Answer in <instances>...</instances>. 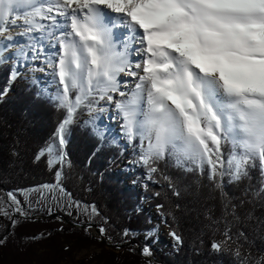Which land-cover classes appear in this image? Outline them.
Segmentation results:
<instances>
[{
	"label": "snow or ice",
	"instance_id": "1",
	"mask_svg": "<svg viewBox=\"0 0 264 264\" xmlns=\"http://www.w3.org/2000/svg\"><path fill=\"white\" fill-rule=\"evenodd\" d=\"M14 15L23 18L27 32H46L58 46L56 58L46 60L59 85L51 99L66 111L57 132L60 147L65 127L90 97L125 96L118 76L126 73L138 76L136 90L116 107L128 139L147 141L143 164L174 157L180 167L207 165L210 180L225 174L240 180L253 159L264 166V0H0V37L6 41L0 63L9 59L3 53L14 38L5 32L15 25ZM118 25L127 32L117 40ZM137 42L135 51L144 54L135 63L140 73L132 70L127 51ZM29 58L39 59V52ZM16 75L14 69L11 79ZM225 142L241 150L227 160V169ZM45 151L52 156L54 148L37 158ZM55 155L49 165L63 161L58 148ZM212 247L220 250L219 244ZM142 254L151 255L149 248Z\"/></svg>",
	"mask_w": 264,
	"mask_h": 264
},
{
	"label": "trees",
	"instance_id": "2",
	"mask_svg": "<svg viewBox=\"0 0 264 264\" xmlns=\"http://www.w3.org/2000/svg\"><path fill=\"white\" fill-rule=\"evenodd\" d=\"M13 70L12 64H0V91L6 90L0 97V198L54 186L84 205V213L76 217L57 210L65 221L59 237L73 241L64 252L95 247L100 250L92 257L97 264H264V166L258 159L249 161L247 175L240 180L227 174L210 180L207 165L203 170L191 163L180 167L174 157L145 165L136 153L140 137L126 148L88 119L100 102L99 94L77 109L60 147L57 132L65 109L29 77L11 79ZM49 145L64 156L54 167L46 155L37 158ZM130 151L133 164L127 166ZM240 151L231 142L222 143L225 169L227 160ZM155 206H161L165 223L180 237L176 255L152 244L156 225L149 212ZM35 223L50 221L37 217ZM88 224L99 232L103 228L119 248H107L87 232ZM11 232L10 213L0 208V262L8 259L4 249ZM114 235H125L131 242L117 246L122 240ZM145 247L151 250L152 262L140 256Z\"/></svg>",
	"mask_w": 264,
	"mask_h": 264
},
{
	"label": "rangeland",
	"instance_id": "3",
	"mask_svg": "<svg viewBox=\"0 0 264 264\" xmlns=\"http://www.w3.org/2000/svg\"><path fill=\"white\" fill-rule=\"evenodd\" d=\"M13 19L15 20V25L7 26L9 30L5 32V37L12 36L14 38L13 42L14 40H16V42L11 44L12 46L3 53V56L8 57L9 59H7L6 62L0 64L13 63V67L17 72V77H29L31 80L38 82L41 88L51 97H54L57 94L59 85L56 82V78L52 74L54 69L48 63L46 57L50 59L56 58L54 55L58 53L56 41L49 37L48 42H46L44 46H41L40 44L43 42L41 37H45L47 34L46 32H27L25 30V26H23L22 17L20 19H16L14 15ZM58 19H61V17H58ZM39 22L45 25L50 24V21ZM115 30L117 29H114V34L116 33L115 38L117 40L123 38L124 34L127 32V30ZM31 37H37L36 40H38L39 43H31V46H29L28 50H26L28 52V57H26V61L21 64L22 60L20 61V58H22V56L17 57L15 56V53L17 51L24 50L23 48H25L27 40H29ZM19 40H22L21 43ZM0 41L5 42V38L0 37ZM19 43L22 44L20 48L17 46ZM135 49L137 48L130 46L127 49L130 55L129 61L132 63L133 71L136 70L135 63L138 62V58L135 56ZM117 50L121 51L123 49L118 45ZM37 52H39V59L29 58L31 56H35ZM124 74L125 73L119 74L118 80L123 82L120 85V91L124 92L126 99H128L132 93L129 92L124 86H127L131 81L127 78H124ZM117 93L118 92L110 93L113 96L112 101H108L107 99L100 100L98 106L89 113L88 119H92L95 122L97 130L113 135L114 138L118 140L120 144H122V146L129 148L132 140H129L128 137L123 134V130L121 129L122 123L120 118H118V109L116 107V103H114L118 99L119 102L125 101V99L117 97ZM104 108L110 109V112L107 113ZM110 121L111 123H109ZM116 121L119 122L116 123ZM111 126H114V128ZM146 147L147 141L143 140L139 148L136 150L138 158L141 159L142 153ZM133 154V151H130L129 154H127L124 162L125 165L132 166L133 158L129 157ZM44 155H46L48 159L57 158L55 155V148L52 156H49L47 151H45ZM55 165L50 166L54 167ZM59 181L60 177L57 179V182ZM128 184L130 183L128 182ZM139 188L140 187H136V190L138 191ZM13 197L15 200H13ZM160 207L161 206L152 207L150 208L149 212L156 225V229L152 234V236H155L152 244L162 252L176 255L178 253L177 249L181 246V240L179 243H177V241L171 235L173 231L169 228L167 223H165L166 219L165 216L162 215ZM0 208L10 213V218L12 220V232L5 244L4 249V251L8 254V259L0 262V264H97L95 260H92V257L95 253H100V250L95 247H91L83 251H77L75 249H70L67 252L63 251L65 248H70L73 244V241L59 237L58 234L61 233L62 227L65 225L63 224L65 221L58 215L59 213L57 210H61L65 214L76 217V215L81 216L80 213H84L85 206L74 202L67 194H65L64 191H61L60 187L50 186L38 191L22 193L17 196H5L0 198ZM17 209H20V211H17ZM37 217H41L45 221H50V223L36 224L35 220ZM84 228L89 234L104 242L107 245V248H119L114 246L116 244H114L112 240L106 238L104 235L106 234L105 231L103 234H101V232L97 230L96 226L89 224L84 226ZM114 236L116 237L117 241L122 240V243L120 245L118 244L117 246L125 245V243L131 242L125 237V235L122 238H118L119 236L117 235ZM133 244V246H135L137 249L136 244ZM20 254L22 255L21 258ZM140 256L147 262L153 261L152 255L145 256L141 253Z\"/></svg>",
	"mask_w": 264,
	"mask_h": 264
},
{
	"label": "bare ground",
	"instance_id": "4",
	"mask_svg": "<svg viewBox=\"0 0 264 264\" xmlns=\"http://www.w3.org/2000/svg\"><path fill=\"white\" fill-rule=\"evenodd\" d=\"M105 11L106 12H109L110 13V10H108V9H105ZM111 15L112 16H117L118 14H116V13H111ZM61 19H63V18H61ZM116 29L117 30H115V31H126L127 29L124 27V26H122L121 27V25H118L117 27H116ZM119 29V30H118ZM142 31V30H141ZM46 34V33H45ZM116 34V33H115ZM48 38H49V36L46 34V36L43 38V42H42V44H40L41 46H44L45 44H46V42H48ZM37 39V37L35 38V37H31L29 40H27V42H26V44H25V48H23L24 50H22L23 51V53L25 54L24 56H22V58H20V61H21V64H23L24 63V61H26V57H28L27 55H28V52L26 51V50H28V48H29V46H31V43H37V41L38 40H36ZM46 40V41H45ZM21 41L22 40H19V42L21 43ZM6 42V41H5ZM16 42V40H14V42L13 41H11V44H13V43H15ZM2 43H4V42H2V41H0V44H2ZM17 44V46H18V48H20V46L22 45V44ZM36 45V44H35ZM129 46L130 47H135V48H140L141 47V45L137 42L134 46L131 44V43H129ZM136 52V51H135ZM137 58H138V62H142V60L144 59V54L143 53H140V52H136V55H135ZM134 57V56H133ZM128 59L130 60V55L128 56ZM20 63V62H19ZM25 63H27V62H25ZM19 67H20V65H19ZM18 69V68H17ZM134 69V68H133ZM137 70V71H136ZM136 72L137 73H140L141 72V69H137L136 68ZM124 78H127L128 80H130L131 82H129L128 83V85L127 86H124V87H126V89L129 91V92H131V93H133L136 89H135V85H136V83H138V76L137 77H133V76H131V75H128V74H124ZM58 87V86H57ZM117 97H119V98H121V99H125L126 100V97L125 96H121L120 94H119V92L117 93ZM131 97V96H130ZM119 100V99H118ZM118 100H116L114 103H116L117 104V102H119ZM104 110H106V112L108 113V112H110V109H108V108H104ZM118 113H119V110H118ZM118 118H120V120H121V123H122V116L120 115V113H119V116H118ZM117 122H119V121H116V123ZM109 123H111V121L109 122ZM112 128H114V126H111ZM122 130H123V127L121 128ZM123 134L125 135V133H124V131H123Z\"/></svg>",
	"mask_w": 264,
	"mask_h": 264
},
{
	"label": "water",
	"instance_id": "5",
	"mask_svg": "<svg viewBox=\"0 0 264 264\" xmlns=\"http://www.w3.org/2000/svg\"><path fill=\"white\" fill-rule=\"evenodd\" d=\"M95 228V227H94Z\"/></svg>",
	"mask_w": 264,
	"mask_h": 264
}]
</instances>
